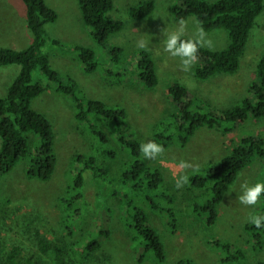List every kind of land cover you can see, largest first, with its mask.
<instances>
[{"label": "rangeland", "instance_id": "obj_1", "mask_svg": "<svg viewBox=\"0 0 264 264\" xmlns=\"http://www.w3.org/2000/svg\"><path fill=\"white\" fill-rule=\"evenodd\" d=\"M144 1L114 0V8L108 15L122 20L124 27L111 34L108 46L104 47L94 38L92 28L84 23L79 0H47L59 15L56 21L46 24L49 37L59 41L49 40L43 47L51 65L64 78L73 77L80 91L86 95L109 105L124 107L128 114L127 123L141 143L149 140L160 143L155 131L158 124L167 120L175 110L166 91L168 84L174 81L185 84L197 95L195 100L205 109L204 103L210 104L214 110H225L240 103L245 96H253L250 86L257 80V63L264 53V10L251 31L239 70L200 79L194 74L198 60L190 71L185 72L181 69L180 58L164 51L162 29L172 32L178 27L179 19L172 11L175 0H151L154 8L150 14L133 17L131 9ZM185 21V37L191 38L202 26L194 15ZM203 30L215 50L228 46L230 36L226 29ZM32 41L33 32L27 23L24 1L0 0V47L22 49ZM140 42H145L147 46L139 47ZM77 45L87 46L96 52L102 62L96 71L85 70ZM113 45L125 48L124 62L120 67H115L110 59L108 49ZM142 49L151 52L157 65L160 81L154 88L147 87L134 70ZM20 70L18 63L0 65L1 97L7 94ZM38 76L37 71L35 78ZM57 86L55 82H47L45 91L33 99L32 106L46 114L53 124L58 165L47 181L28 176L26 159H21L11 171L0 176V258L8 257L13 247L20 246L22 253L12 264H59L56 254L61 248L66 250L74 239L86 241L103 228L109 234L99 237L101 247L90 257L91 264H179L182 258L191 259L194 264H232L223 261V252L215 244L218 239L242 248L248 264L264 261V245L256 247L247 229L249 217L259 215L263 209V196L255 206L241 204L238 199L241 185L245 182L249 185L264 182V159L257 158L241 170L220 204V216L213 225L206 224V215L200 217L193 212L196 200L210 198L211 192L205 194V189L192 186L194 175L205 174L243 137L264 136V117L250 118L229 133L218 127H201L184 146L178 141L168 144L161 141L165 148L161 156L149 160L142 155L152 170L161 171L163 182L159 188L144 186L131 189L124 185L123 190L117 185L119 177L123 168L124 173L128 171L134 157L129 148H123L119 143L121 130L114 125H104L110 141L101 143L89 131L87 124L77 119L73 99L59 91ZM30 136L33 142L39 141L38 135L30 133ZM1 143L0 137V146ZM109 149H116V154L107 156L101 153ZM92 153H101V165L111 169L106 194L98 196L99 188L93 171L86 170V197L73 200V181L80 167L74 160L78 155ZM181 161H188L193 167L183 170L180 168ZM185 174L188 183L177 188L176 180ZM124 193H127V198ZM154 194L157 195L156 201ZM171 196H175L174 201H170ZM129 200L146 209L151 224L165 244L164 261L155 260L152 252L145 261H139L144 248L132 245L130 233L121 221V214L125 211L123 202ZM64 201L86 202L84 218L75 229L73 239L68 236V213L62 204ZM99 202H103L100 207L97 206ZM152 202H159V207H152ZM169 206H172L176 218L175 226L171 223L173 218ZM39 234L45 237L49 250L42 249Z\"/></svg>", "mask_w": 264, "mask_h": 264}, {"label": "trees", "instance_id": "obj_2", "mask_svg": "<svg viewBox=\"0 0 264 264\" xmlns=\"http://www.w3.org/2000/svg\"><path fill=\"white\" fill-rule=\"evenodd\" d=\"M26 5V19L33 32V41L25 48L0 47V65L18 63L21 70L9 86L5 96H0V176L11 171L21 160L28 162L27 174L30 178L50 180L54 175L58 157L55 151V131L51 120L46 114L32 106L34 98L40 96L47 87V82L57 83V89L69 95L75 103V115L79 121L85 122L89 131L101 143H109L104 125H114L121 130L119 143L127 147L134 161L127 172L119 177L118 186L124 190V185L131 189L148 187L158 189L163 182V175L159 169L152 170L142 157L139 147L141 141L135 136L127 123V110L124 107L109 105L101 99L93 98L81 92L77 81L73 77L64 78L50 62L49 55L43 47L51 40L46 24L58 19V12L49 5L47 0H23ZM82 19L92 28L94 38L104 47L108 46L111 34L119 32L124 22L113 18L108 13L114 8V0H79ZM154 2L146 0L131 9L133 17H143L152 12ZM264 10V0H175L172 5L173 14L177 19H187L194 15L203 29L211 30L224 28L229 32L230 42L221 50L210 51L201 48L198 52V64L194 74L200 79H208L217 73H236L241 65V59L246 51L247 43L257 18ZM187 39L188 37H183ZM80 59L88 72L96 71L102 62L96 52L87 46L77 45ZM112 64L120 67L124 60L125 48L120 45L109 46ZM140 58L134 64V70L139 73L141 80L149 88L159 84L156 62L147 49H142ZM38 71L39 76L35 78ZM250 90L253 96H245L240 103L231 108L217 111L210 104L205 109L197 100V95L188 87L174 81L166 87L167 94L175 106L167 120H162L155 131L158 142L164 144L178 141L186 145L201 127L220 128L224 133L244 124L250 118L264 117V53L257 63V80ZM199 99V98H198ZM212 108H211V107ZM30 133L39 136V141L33 142ZM99 150V149H98ZM114 156L116 149L103 150L101 153ZM99 153L100 155H102ZM100 155L81 154L76 157L80 167L77 169L73 181V200H83L86 197V170H92L98 185V196L106 194V188L111 180L110 168L100 163ZM257 158L264 159V136L248 135L237 142L231 151L219 163L212 166L205 174L193 176L192 186L205 189V194L211 192L210 198L196 200L193 212L198 216L206 215L205 222L213 225L220 216L219 206L230 186L238 178L246 165ZM127 198V193H124ZM263 203H264V195ZM155 201L157 195H153ZM153 199V200H154ZM175 196L170 197L174 201ZM124 200V198H123ZM173 203V202H168ZM68 213V236L73 239L75 229L84 218L83 208L86 202H62ZM79 204V206H78ZM99 202L97 206H102ZM125 211L121 214L122 224L130 233L132 245L143 247L139 261L143 262L153 253L155 260L166 259V248L157 229L151 224L146 209L138 202H123ZM152 207H159V202H152ZM172 225L176 218L169 206ZM259 215H264L263 209ZM247 229L256 243V247L264 245V227L256 228L247 223ZM108 230L100 228L89 239L82 241L74 239L66 250L61 248L56 254L59 264H91L90 259L101 247V235H108ZM40 235V234H39ZM43 235L39 236L42 249L49 250ZM215 244L223 252V261L232 264H248L246 254L242 248L234 247L230 241L216 240ZM22 249L13 247L8 257L0 258V264H12ZM91 257V258H90ZM179 264H194L191 259L182 258ZM256 264H264L259 261Z\"/></svg>", "mask_w": 264, "mask_h": 264}, {"label": "clouds", "instance_id": "obj_3", "mask_svg": "<svg viewBox=\"0 0 264 264\" xmlns=\"http://www.w3.org/2000/svg\"><path fill=\"white\" fill-rule=\"evenodd\" d=\"M162 32L165 36L164 51L172 57H179L181 69L185 72L190 71L192 66L197 63L198 52L201 48H207L210 51L215 50L213 42L207 37V33H205L202 27L198 28L191 38L184 39L186 21L183 18L178 21V27L174 31L167 32L165 29H162ZM146 46L145 42L139 43V47L141 48H145ZM139 151L145 159L152 160L161 156L165 152V148L162 144L149 140L140 145ZM191 167L193 166L188 161L180 162V168L183 170ZM187 183L188 176L186 174L181 175L176 180V187L181 188ZM241 189L242 192L238 196L240 203L255 206L260 197L264 195V182H256L252 185L245 182L241 185ZM249 223L258 229L264 227V215H251Z\"/></svg>", "mask_w": 264, "mask_h": 264}]
</instances>
